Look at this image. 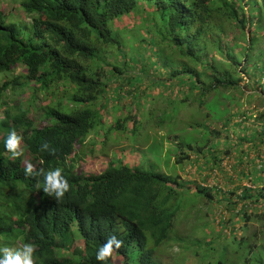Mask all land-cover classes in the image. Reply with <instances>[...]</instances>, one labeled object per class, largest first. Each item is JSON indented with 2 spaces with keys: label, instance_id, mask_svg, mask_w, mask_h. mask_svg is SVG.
<instances>
[{
  "label": "trees",
  "instance_id": "1",
  "mask_svg": "<svg viewBox=\"0 0 264 264\" xmlns=\"http://www.w3.org/2000/svg\"><path fill=\"white\" fill-rule=\"evenodd\" d=\"M134 23H152L163 55L177 61L163 85L173 83L187 119L189 108L203 111L185 127L200 135L190 142L175 138L166 171L147 168L151 162L143 158L134 167L112 156L102 170L84 172L76 160L85 158L94 136L101 153L111 140L123 146L129 134L140 139L135 127L145 116L126 115V126L108 121L102 98L118 78H127L106 56L117 55L119 30ZM260 40L264 0H18L16 10H0V73H12L0 84V238L35 245V264H104L96 252L112 235L124 244L107 264L114 258L121 264H184L187 254L198 264L195 246H206L192 227L205 206L214 204L236 228L255 217L262 226L264 214L252 211L264 207V50L255 49ZM17 69L20 74H13ZM9 88L13 96L28 92L31 101L41 95L40 125L33 127L19 106L1 101ZM252 97L262 100L260 110L247 106ZM249 123L252 129H245ZM12 130L22 137L23 153L36 161L35 170L62 169L70 184L62 201L43 193V176L25 177L21 156L11 158L5 141ZM45 142L55 155L40 150ZM216 173L231 185L225 188L232 198H223ZM182 193L195 200L188 218L180 216ZM180 220L189 222L185 234L175 229ZM72 226L80 238L70 233ZM184 240L190 246L180 252Z\"/></svg>",
  "mask_w": 264,
  "mask_h": 264
},
{
  "label": "rangeland",
  "instance_id": "2",
  "mask_svg": "<svg viewBox=\"0 0 264 264\" xmlns=\"http://www.w3.org/2000/svg\"><path fill=\"white\" fill-rule=\"evenodd\" d=\"M17 1L18 0H0V9L4 11L9 10L11 7L10 2L12 4H17ZM157 21L158 20H155L154 22ZM138 22L139 21H137V23ZM137 23L125 28L123 31L121 29L119 30L120 32L117 35L121 40L120 50L117 55L106 56L107 60H111L113 63L120 66L121 71H123L122 75H127L125 80L121 76L115 82L116 84H114L118 85V83H120L124 86L117 89L114 88V85L111 86L102 98L105 99L104 105L106 108L103 115L108 121L114 123L118 121L122 123L123 126H126L130 125L128 119H123L126 115H137L138 119L145 116L140 121L139 126L135 127V129H137L135 133H139L140 139H133V134H129L128 140L123 142L125 148H123L121 152L119 149L120 147H124V145L121 146L122 143L119 142V140H111L109 141L110 144L104 148V153H101L103 148L100 150L98 137L94 136V145L83 150V156L86 155L85 158L82 157V159L76 160V162H78V168L84 172L89 173L102 170L109 159L113 158L112 156H114V159L120 157L119 162L121 164H128L134 167H137L139 161L143 158L144 162H151L150 164L146 163L147 168L149 167L153 170V167H157L158 170L166 171L163 168L167 163L170 164L172 161L174 155L173 141L175 138L190 142V137L198 138L200 135L196 132H191L189 129H185V127L202 118L201 114L203 111L200 110L199 112L196 107H191L189 108L190 118L187 119L186 116L188 112L186 109H183L184 103L179 102L177 98L179 94L177 95V91L173 89V83L166 86L163 85V83L167 82L169 76L168 72L177 69V61L169 57V55L172 56L169 52L163 55L164 50L162 49L165 48V45H163L162 48L156 44V41H160V39L156 31L154 32L152 23H143L140 25ZM155 27L159 28L160 26L156 23ZM126 35H128V37H126ZM255 49L264 50V42L261 40L260 43L257 42ZM21 71L22 70L17 69L13 74L18 75ZM11 76L12 73L10 72L0 73V84ZM260 87L263 89L262 84H260ZM11 90L12 88L6 90L4 96H1V101L9 102L12 106H19L26 112V117L32 123L33 127L40 125L43 121L42 109L44 108L41 95L37 94L35 97H32L33 101H31L28 92L25 91L23 94L13 96ZM247 90L248 88H246V91ZM202 106L207 108V110H211L212 108L210 103H204ZM247 106L253 112L260 110L262 108V100L252 97V99L248 100ZM3 109V107H0V113ZM180 109L182 110L179 112ZM219 116L220 115H218V117ZM185 119L186 121L182 123ZM161 120H165V122L157 127L155 122ZM238 123L239 122H236L233 125L232 132H234V135L238 133V126H236ZM250 124L251 123L245 124L244 128L252 129ZM153 127L161 129L162 131L157 132ZM191 129L193 131L195 130L194 128ZM201 129L203 128L198 127L196 130ZM172 130H175V132L171 133V135H168L167 132L165 133V131ZM228 133L230 134L231 130L230 132L227 131V134ZM115 134L116 133H112L110 138L114 139L116 136ZM115 143L120 145L114 146ZM87 150L90 151V154H87ZM138 150L140 152H138ZM23 155L21 156L23 161L22 165L25 167L26 163L30 162L35 167L36 161L29 159L24 153ZM226 162H223V164L231 165L228 161ZM258 167V164L255 165V168ZM172 172L174 173V169H172ZM252 174L256 177L259 176L256 172ZM215 175L219 186L221 187L224 184L223 198H232V196L228 195L229 190H226L231 188V185L224 181L222 175L217 173ZM180 176L183 179L185 178L182 174H180ZM245 184L246 183L243 182V185ZM225 185L229 187L225 188ZM237 191L238 190L234 191V194H236ZM177 199L182 203L180 210L183 209V211L180 216L188 218L190 216V211L194 212L191 206L194 204L195 200L189 198L186 193L178 195ZM196 199H198V197ZM217 210L218 208L213 204L207 207L205 206L200 214L196 215V224L192 228L196 236L200 238V243L206 246V248L200 247V245L198 247L195 246V248L201 252L198 264H264V234L261 235L262 231L264 232V221L261 226L260 223L262 219L255 217L247 223V227L236 228L231 221L225 223L223 212L221 211L218 213ZM252 211L254 213L261 212L264 214V207ZM203 212L207 214V218H204L202 215ZM259 215L261 214L259 213ZM188 226V221L185 222L184 220H180L175 229L185 234L188 232ZM70 233L79 237L75 226L70 228ZM210 239L213 240L212 244L206 245L205 243ZM220 239L221 241H219ZM20 240V238H18L17 241L9 239L2 240L0 238V249L4 247L14 250L21 249L23 244H21ZM188 246H190V244L187 240H184L180 252ZM172 248V251H174L175 247L173 246ZM176 248L178 249V247ZM0 255L2 256L3 252H0ZM191 261L195 263L191 255L187 254L184 264H192ZM113 264H121V261L114 258Z\"/></svg>",
  "mask_w": 264,
  "mask_h": 264
},
{
  "label": "clouds",
  "instance_id": "3",
  "mask_svg": "<svg viewBox=\"0 0 264 264\" xmlns=\"http://www.w3.org/2000/svg\"><path fill=\"white\" fill-rule=\"evenodd\" d=\"M10 5H15L10 10L17 9V4H12L10 2ZM6 11L7 10L4 12ZM21 142L22 137L18 135L15 130L9 132L5 141V149L11 154L12 159H17L23 155V151L20 148ZM40 150L47 151L50 155H55L56 153V149L50 148L47 142L41 145ZM24 174L26 178L32 176H43V193L48 197H53L57 202L62 201L65 194L70 190V184L62 175V169L59 167L45 172L43 169L35 170L34 165L27 162ZM38 187H40L39 184ZM123 244L124 242L118 239L115 235L109 236L96 252L97 261L107 264V261L123 247ZM35 248L36 246L33 244H25L21 249L15 250L4 247L0 249V252H3V255L0 256V264H35Z\"/></svg>",
  "mask_w": 264,
  "mask_h": 264
},
{
  "label": "crops",
  "instance_id": "4",
  "mask_svg": "<svg viewBox=\"0 0 264 264\" xmlns=\"http://www.w3.org/2000/svg\"><path fill=\"white\" fill-rule=\"evenodd\" d=\"M14 6H15V5H12V6L10 7V9H11L12 7H14ZM10 9H9V10H10Z\"/></svg>",
  "mask_w": 264,
  "mask_h": 264
}]
</instances>
